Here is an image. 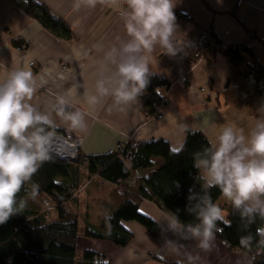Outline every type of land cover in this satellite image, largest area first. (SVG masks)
<instances>
[{"label": "crops", "instance_id": "1", "mask_svg": "<svg viewBox=\"0 0 264 264\" xmlns=\"http://www.w3.org/2000/svg\"><path fill=\"white\" fill-rule=\"evenodd\" d=\"M32 1L70 28L71 38L56 37L25 13L20 2L26 3L27 0H0V81L13 69H30L36 89L32 103L49 111L57 96L76 85L73 109L86 113V129H71L54 112L53 119L55 128L70 130L84 137L81 148L84 159L116 151L129 142L138 145L159 139L179 151L190 130L202 132L209 140L214 139L225 124L245 131L254 125L256 109L264 102L258 100L243 108L227 103L228 82L232 74L227 59L216 48L206 52L203 58H197L196 52L193 57V49L195 47L196 50L200 36L207 34L224 47L232 44L250 46L264 67V0H252L249 4L239 0H176L174 12L179 27L174 40L182 43L183 50L169 57L162 54L163 50L157 46L151 53V67L156 71L154 75L171 83L169 87L158 90L166 99L158 109L162 115L160 119L155 113L150 115L143 110L141 97L122 106H114L111 98H105L95 106L84 100V92L93 89L104 65L105 53L117 43L118 37L125 38L121 19L124 0H119V5L104 0L95 8L82 5L79 9L74 7L75 0ZM179 13L187 18H178ZM183 77H187L186 83L181 81ZM153 161L154 168L138 171L121 183L126 192H136L142 180L163 163L158 157ZM93 187L95 193L89 192L94 202L104 199L105 204L110 202L115 210V201L110 195L115 186L95 179L89 189ZM217 204L226 218L227 210L224 208L228 203L222 197ZM140 211L160 225L159 235L148 234L136 222H126L125 227L133 234L128 246L120 248L99 242L101 246L87 249L98 252L111 264H171L169 261L184 257L177 256L170 246L165 245V239H169L184 245L182 251L197 256L195 264L253 263L246 250L231 249L216 236L211 249L203 251L195 246L196 241L181 239L179 229L176 234L168 231V220L172 217L154 202L143 201ZM85 241L97 240L85 238ZM164 259L167 261L163 262Z\"/></svg>", "mask_w": 264, "mask_h": 264}, {"label": "clouds", "instance_id": "2", "mask_svg": "<svg viewBox=\"0 0 264 264\" xmlns=\"http://www.w3.org/2000/svg\"><path fill=\"white\" fill-rule=\"evenodd\" d=\"M104 0H75L74 7L95 8ZM119 5V0H111ZM176 0H124L121 11L125 38H117L104 56L102 66L92 90L84 92L90 106L111 98L114 106L129 105L143 94L153 71L151 53L157 46L162 54L174 57L183 45L174 40L177 33ZM188 43V42H187ZM34 79L30 69L20 67L8 72L0 81V224L23 211L24 198L17 199L25 184L32 180L39 167L50 159L55 121L53 112L71 129L85 130L86 113L73 109L77 86L68 88L56 97L52 110H42L32 103ZM195 181L199 191L189 189L186 212L195 223L184 224L173 213L168 220V231L179 233L181 239L196 241V247L208 251L221 231L218 222L228 224L222 208L213 201L211 189H218L230 202L247 225L257 219L264 222V103L256 109L254 125L245 131L225 124L208 145L193 153ZM177 187L179 184L177 182ZM39 193V185L32 183L31 198ZM256 243L264 247V224L255 230ZM254 236L240 237V245L249 248ZM177 256V264H195L198 259L191 252L182 251L184 245L165 239Z\"/></svg>", "mask_w": 264, "mask_h": 264}, {"label": "trees", "instance_id": "3", "mask_svg": "<svg viewBox=\"0 0 264 264\" xmlns=\"http://www.w3.org/2000/svg\"><path fill=\"white\" fill-rule=\"evenodd\" d=\"M20 6L56 37L71 38L70 28L45 8L32 0L20 2ZM178 18L186 19L187 16L179 13ZM211 39L214 43L221 44L215 38ZM195 52L194 47L193 57ZM222 55L227 59L232 72L226 102L236 108L253 105L258 100L264 102V67L256 59L253 49L248 45L232 44L224 47ZM170 85L171 83L161 76L150 77L147 88L140 96L142 108L146 113L151 115L157 112L162 99L158 90ZM54 132L64 131L54 128ZM207 145L205 134L190 130L179 151L173 150L167 141L159 139L139 143L132 151L129 161L111 153L86 158V168L91 176L87 183L97 179L114 185L111 197L114 198L116 209L99 225L88 223L85 237L108 242L120 248L126 247L133 239V234L124 225L126 222H136L143 226L148 234L159 235L160 225L140 211L143 201L154 202L171 217L173 213L178 215L184 224L195 223V218L185 210L189 189L194 187L196 191L200 190L195 181L197 170L193 167V153ZM155 157L161 158L163 163L153 174L142 180L138 190L134 193L121 192L123 181L138 171L155 167ZM177 182L179 187L176 186ZM32 183L39 185L36 197H44L41 204H35L36 197L33 199L27 195ZM86 184L81 183V172L74 161L60 159L50 152V159L39 167L32 180L26 183L18 194V200H27L26 207L22 212L10 217L6 223L0 224V264H111L91 249L84 250L82 257L77 258L80 240L79 218L68 209V205L72 201H78ZM210 194L215 203L222 198L218 189H211ZM225 202L228 203L224 208L227 210L225 219L229 223L218 222L221 231L216 232L215 236L229 248L243 249L253 255L255 259L252 264H264V247L256 243L258 237H255L256 228L264 222L257 219L246 227V221L241 220L230 202ZM249 233L254 236V240L249 248H244L239 243L240 237ZM169 263L177 264V261Z\"/></svg>", "mask_w": 264, "mask_h": 264}, {"label": "rangeland", "instance_id": "4", "mask_svg": "<svg viewBox=\"0 0 264 264\" xmlns=\"http://www.w3.org/2000/svg\"><path fill=\"white\" fill-rule=\"evenodd\" d=\"M187 78V77H183L181 79V81L183 82V79ZM187 82V81H186ZM183 82V83H186ZM160 108V107H159ZM158 111V108H157ZM156 118L160 119L162 118L161 114H157ZM86 159L83 158V156L81 155V152L78 153L77 158L74 160H70V161H74L75 164H77V166H79L80 172H81V183L82 184H86L89 180V178L91 177L87 168H86ZM90 182L89 184L87 183L86 186L82 189V193L80 194V197L78 199L77 202L72 201L69 203L68 205V209L77 215V217L79 218V236H80V240H79V245H78V250H77V258L80 259L82 257L83 251L86 250L87 248H96L99 247V242H104V241H85V230H86V226L88 223H91L93 225H99L100 222L106 218L109 217L113 214L114 210L113 207L111 206V203H106L105 204V200H99L98 202H94L95 200L92 199V194L89 191H92L95 193L94 191V187L90 188ZM95 186V184L93 185ZM121 192H124V188L121 186L120 187ZM103 194V192H102ZM111 195V194H110ZM104 196V194H103ZM44 199V197L42 196H38L35 198L34 203L35 204H41L42 200ZM101 199V197H100ZM53 211V210H52ZM54 213V212H53ZM55 215V213H54ZM55 217V216H53ZM87 239V238H86ZM95 242V243H93ZM224 245H226L227 247H229L224 241L222 242ZM101 246V244H100ZM252 260L255 259V257L252 255Z\"/></svg>", "mask_w": 264, "mask_h": 264}, {"label": "built area", "instance_id": "5", "mask_svg": "<svg viewBox=\"0 0 264 264\" xmlns=\"http://www.w3.org/2000/svg\"><path fill=\"white\" fill-rule=\"evenodd\" d=\"M239 2L249 4L252 2V0H239ZM212 48L219 49L221 52L224 50V46L222 44H216L207 34H202L196 43V57L203 58L206 52ZM186 81L187 78H184L183 82ZM164 103H166V99H161L157 108L159 109V107ZM157 114L158 111L155 113V115ZM83 142L84 137L76 132L70 130H66L63 133L54 132L53 143L50 152L60 159L74 160L77 158L78 153L81 152ZM136 147L137 144L129 142L122 144L116 151H111L110 153L117 154L118 157L124 161H129L132 157V151L136 149ZM46 204L49 205L48 202H46Z\"/></svg>", "mask_w": 264, "mask_h": 264}, {"label": "bare ground", "instance_id": "6", "mask_svg": "<svg viewBox=\"0 0 264 264\" xmlns=\"http://www.w3.org/2000/svg\"><path fill=\"white\" fill-rule=\"evenodd\" d=\"M162 99H165V98H162ZM82 148V147H81Z\"/></svg>", "mask_w": 264, "mask_h": 264}]
</instances>
